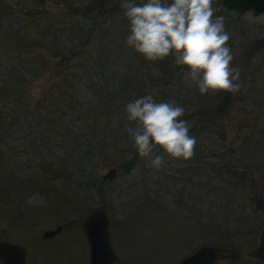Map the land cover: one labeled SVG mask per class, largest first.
Masks as SVG:
<instances>
[{"label": "rangeland", "instance_id": "rangeland-1", "mask_svg": "<svg viewBox=\"0 0 264 264\" xmlns=\"http://www.w3.org/2000/svg\"><path fill=\"white\" fill-rule=\"evenodd\" d=\"M123 2L0 0V243L27 264H88L100 210L113 264H177L205 246L238 256L214 264H264L240 258L264 235V14L214 0L241 88L201 95L171 56L126 45ZM148 94L186 109L194 157L164 154L160 171L139 157L125 106Z\"/></svg>", "mask_w": 264, "mask_h": 264}, {"label": "clouds", "instance_id": "clouds-1", "mask_svg": "<svg viewBox=\"0 0 264 264\" xmlns=\"http://www.w3.org/2000/svg\"><path fill=\"white\" fill-rule=\"evenodd\" d=\"M214 0H124V16L130 22L126 45L148 61L170 56L187 82L201 95L225 91L235 94L241 70L232 67L230 35L225 18L217 15ZM125 131L139 157L160 171L164 154L172 159L194 157L198 141L190 134L191 122L182 119L186 109L170 102H156L143 95L125 106ZM160 151L163 154H156Z\"/></svg>", "mask_w": 264, "mask_h": 264}, {"label": "water", "instance_id": "water-1", "mask_svg": "<svg viewBox=\"0 0 264 264\" xmlns=\"http://www.w3.org/2000/svg\"><path fill=\"white\" fill-rule=\"evenodd\" d=\"M252 11L255 16L264 14V0H222L220 13L235 12L238 16ZM116 171H111L103 179H113ZM109 222L103 211H96L85 222L84 232L90 248V260L88 264H113L117 254L113 251L108 232ZM61 227L56 231L46 232L45 239H50L61 232ZM233 251L216 249L205 246L177 264H214L218 259L234 258ZM241 257L257 259L264 262V235L260 246ZM0 262L2 264H27V250L20 245L0 243Z\"/></svg>", "mask_w": 264, "mask_h": 264}, {"label": "trees", "instance_id": "trees-1", "mask_svg": "<svg viewBox=\"0 0 264 264\" xmlns=\"http://www.w3.org/2000/svg\"><path fill=\"white\" fill-rule=\"evenodd\" d=\"M94 11H95V9H92L90 12L93 13ZM226 111H227V108L226 109L223 108L222 111L220 112V114L225 113ZM209 115H210V119L208 118L207 120L214 119L215 117H217L218 114L217 113H212V112L209 114L207 112H204V114L202 116H206V117L208 116L209 117ZM257 207L259 209H262L263 210L264 209V202L258 201L257 202Z\"/></svg>", "mask_w": 264, "mask_h": 264}]
</instances>
